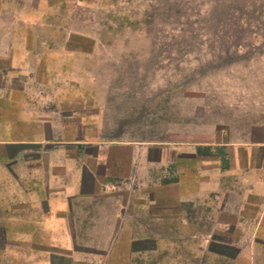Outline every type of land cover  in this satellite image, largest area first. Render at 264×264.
I'll return each instance as SVG.
<instances>
[{
  "label": "rangeland",
  "instance_id": "374dc122",
  "mask_svg": "<svg viewBox=\"0 0 264 264\" xmlns=\"http://www.w3.org/2000/svg\"><path fill=\"white\" fill-rule=\"evenodd\" d=\"M9 51L16 92L84 97L69 109L102 141L228 144L214 154L236 166L230 202L261 221L235 244L264 264V0H0Z\"/></svg>",
  "mask_w": 264,
  "mask_h": 264
},
{
  "label": "crops",
  "instance_id": "0c3cea01",
  "mask_svg": "<svg viewBox=\"0 0 264 264\" xmlns=\"http://www.w3.org/2000/svg\"><path fill=\"white\" fill-rule=\"evenodd\" d=\"M16 56L0 53V264H253L234 232L261 221L246 226L230 202L236 166L219 165L220 144L95 138L69 109L84 97L9 85Z\"/></svg>",
  "mask_w": 264,
  "mask_h": 264
},
{
  "label": "trees",
  "instance_id": "16d2710c",
  "mask_svg": "<svg viewBox=\"0 0 264 264\" xmlns=\"http://www.w3.org/2000/svg\"><path fill=\"white\" fill-rule=\"evenodd\" d=\"M202 153V152H201Z\"/></svg>",
  "mask_w": 264,
  "mask_h": 264
}]
</instances>
